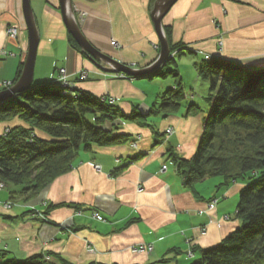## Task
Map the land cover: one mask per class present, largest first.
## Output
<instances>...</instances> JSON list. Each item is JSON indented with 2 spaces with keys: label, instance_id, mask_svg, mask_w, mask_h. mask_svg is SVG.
<instances>
[{
  "label": "crops",
  "instance_id": "0c3cea01",
  "mask_svg": "<svg viewBox=\"0 0 264 264\" xmlns=\"http://www.w3.org/2000/svg\"><path fill=\"white\" fill-rule=\"evenodd\" d=\"M70 1L82 33L102 52L136 68L148 67L159 57L154 0ZM31 5L40 35L33 84L50 82L52 72L66 68L73 88L111 98L126 115L136 106L147 112L172 86L167 78L151 77L160 86L150 92L152 85L144 77L104 75V68H112L109 64H96L71 44L60 0H31ZM163 19L172 29V40L194 50L188 53L194 56L196 71L208 55L264 68V0H178ZM12 25L19 27L17 37L9 35ZM28 49L23 0H0V51H5L0 52V90L5 81L15 79ZM82 71L88 72L87 79L81 78ZM195 104L201 108L189 111ZM209 108L210 103L202 106L192 94L179 112L157 115L150 124L148 119L121 116L116 120L118 132L129 134L130 140L80 151L69 172L34 196L23 194L20 185L0 189L1 200L22 202L10 209L0 207V249L20 260L42 254L60 264L63 259L72 264H190L191 247L198 255L202 247L222 242L242 223L237 216L242 180L221 186V176H209L187 186L170 156L173 151L193 157ZM18 125L25 122L0 120V137ZM170 126L175 132L154 146L155 129L164 134ZM136 156L140 157L133 159ZM119 167L122 171L115 174ZM140 184L142 191L137 189ZM215 198L218 204L208 209ZM30 204L50 221L30 210ZM95 210L104 222L92 215ZM137 243H152L154 248L134 253L131 246Z\"/></svg>",
  "mask_w": 264,
  "mask_h": 264
},
{
  "label": "trees",
  "instance_id": "16d2710c",
  "mask_svg": "<svg viewBox=\"0 0 264 264\" xmlns=\"http://www.w3.org/2000/svg\"><path fill=\"white\" fill-rule=\"evenodd\" d=\"M164 29L171 52L162 69L151 72L148 78L170 73L177 83L163 91L147 112L136 106L131 114L125 115L105 96L81 88H73L75 93L64 95V88L51 82L33 84L0 104V120L20 118L25 122L0 137V178L7 186L20 185L23 194L34 196L59 175L69 172L80 151L130 140L129 134L118 132L119 117L145 120L153 114L167 115L178 110L186 92L176 58L185 53V45L172 40L170 27ZM70 42L87 54L72 34ZM174 51L176 56H172ZM172 61L175 67L166 69ZM23 67L24 64L12 84L19 80ZM198 71L210 82L211 91L199 146L191 158L173 151L170 156L187 186L209 176H221V186L237 180L244 184L237 205L241 225L222 242L202 247L198 255L193 248L195 256L190 264H264V68H250L228 58L215 57L204 58ZM110 120L109 127L104 125ZM155 137L157 141L162 138L157 129ZM122 169L116 168L114 173ZM0 264L60 263L42 254L20 260L0 249ZM63 264L72 263L63 259Z\"/></svg>",
  "mask_w": 264,
  "mask_h": 264
},
{
  "label": "water",
  "instance_id": "95a60500",
  "mask_svg": "<svg viewBox=\"0 0 264 264\" xmlns=\"http://www.w3.org/2000/svg\"><path fill=\"white\" fill-rule=\"evenodd\" d=\"M176 1L178 0H157L155 2L152 16L161 40V54L150 66L136 68L130 64L123 63L120 60L118 61L110 54L104 53L99 48H96L86 35L82 33L80 24L77 22L72 10L71 1L60 0L64 22L67 24L69 32L76 39L82 50L87 53L96 64L101 65L103 62L107 64L109 63L114 67L116 72L121 71L137 78L149 77L151 72L159 70L164 62H166L165 60L168 58L171 50L165 34L163 17L170 11L172 5ZM23 7L29 33L28 55L24 62V67L19 80L15 84H11V86L0 90V104L6 102L18 92L29 89L33 86L40 35L34 19L31 0H23Z\"/></svg>",
  "mask_w": 264,
  "mask_h": 264
},
{
  "label": "rangeland",
  "instance_id": "374dc122",
  "mask_svg": "<svg viewBox=\"0 0 264 264\" xmlns=\"http://www.w3.org/2000/svg\"><path fill=\"white\" fill-rule=\"evenodd\" d=\"M116 41V40H115ZM117 42V41H116ZM113 44V43H112ZM118 45H119V42H118ZM118 45H116V46H118ZM161 45V44H160ZM169 47H170V45H169ZM188 49V50H187ZM183 50H185V53H182V55H180V56H178L177 58H176V61H177V63H178V71H180V74H181V78H182V82H183V87H184V92H186V97L185 98H187V96L189 95V96H191L192 94H195V97L198 99V101H199V103H201L202 104V106L203 105H205V107H206V105L208 106V104H209V102H208V96H209V94H210V92L211 91H209V89H210V82L207 80V79H204L202 76H201V74H200V72L199 71H196V69H195V65H194V56L193 55H190L188 52L190 51V52H193L194 50H190L186 45H185V48L183 49ZM174 52H176V51H174ZM161 54V53H160ZM170 55V54H169ZM160 56V55H159ZM206 59H211V58H213V57H211L210 55H208V56H206L205 57ZM157 60V59H156ZM166 61V60H165ZM104 64H107V63H105V62H103ZM153 63H154V61H153ZM165 63V62H164ZM109 64V63H108ZM107 64V65H108ZM130 65H132V66H134L133 64H131V63H129ZM128 64V65H129ZM110 65V64H109ZM101 66L102 67H104L103 66V64L101 63ZM112 68V71H110V69H107V68H104L105 69V71H104V74H106V73H109V76H111V77H115V78H129L130 79V77H133V76H131V75H129V74H126V73H124V72H121V71H119V72H116L115 70H114V67L112 66V65H110ZM175 67V63H174V61H172L171 63H169L167 66H166V69H172V68H174ZM155 79H159V80H162V79H165V78H167L166 79V81H170L171 83H172V86L171 87H167L166 89H164V91L165 90H167V89H169V88H173V87H175V85H176V78H175V76L174 75H172V74H166V75H162V76H160V75H158V74H155L154 76H153ZM143 80H148V81H150V82H148V83H151V85L152 86H148V88H147V90H149L150 92H154V91H157V86H160V83H156L155 81H153V79L151 78V79H149L148 77H146V78H142ZM151 80H152V82H151ZM109 100H111V98H109ZM185 100V99H184ZM179 110H180V108L178 109V110H176L177 112H179ZM194 111V112H196V111H198V110H195L194 109V106L192 107H190L189 108V111ZM175 111V112H176ZM126 115V114H125ZM158 115H163V114H158ZM165 115V114H164ZM168 115V114H167ZM157 115L156 114H153L151 117H149L148 118V124H150V122H155V117H156ZM141 120V119H140ZM104 125H106L107 127H109L110 125H111V120L110 121H107ZM171 128V129H170ZM175 132V127H173V126H170V127H168L167 129H166V131L164 132V134H162V138H165V134H173ZM167 137V136H166ZM162 138H160V141H155V144H154V146H156V145H158V144H160L161 143V141H163L162 140ZM135 142V145H136V141L134 140L133 141V143ZM167 165V164H166ZM166 165H164V166H166ZM163 167V166H162ZM161 167V168H162ZM161 172H165V171H162V169H161ZM13 184H11V186H12ZM138 191H142L143 189H144V187H143V185H139L138 186ZM1 190H6V191H8L7 190V188H5V189H1ZM14 200H16V199H14ZM16 202V204L14 205V206H19V205H21L22 204V202L21 201H19V200H16L15 201ZM93 215V214H92ZM106 220V218L104 217V221ZM101 221V220H100ZM103 221V222H104ZM137 244H140V243H137ZM141 244H145V243H141ZM148 244H152V243H148ZM147 244V245H148ZM153 245V244H152ZM133 246H135V245H133ZM133 246H131V250H132V252H134V253H137V252H143V251H137V252H135V251H133V249H132V247ZM153 248H154V245H153ZM153 250V249H152ZM151 250V251H152ZM145 251H147V250H145ZM149 251V250H148ZM147 251V252H148ZM189 255V257H190V259L191 258H194V256H195V252H194V250H193V247H191V250H189V253H188Z\"/></svg>",
  "mask_w": 264,
  "mask_h": 264
},
{
  "label": "built area",
  "instance_id": "2783aa9c",
  "mask_svg": "<svg viewBox=\"0 0 264 264\" xmlns=\"http://www.w3.org/2000/svg\"><path fill=\"white\" fill-rule=\"evenodd\" d=\"M8 32H9L10 36L17 37V35L19 34V27L16 26V25H12V26H10ZM111 42L115 46L118 45V42H116L114 39ZM0 52H5V51L1 50ZM176 55H177V51L172 53V56H176ZM104 75L109 76V73H106ZM80 76H81L82 79H87L89 77L88 72H86V71H82L80 73ZM50 77H51L50 82L52 84H59V85H61V87L64 88V91H63L64 95H67L73 89V83L68 78L69 76L67 74L66 68L56 69L54 72H52ZM11 84H12L11 82H8V81L6 82L5 81L2 85H3L4 88H6V87L11 86ZM111 101L113 102L114 100H111ZM133 144L135 145V142ZM95 167L97 169H100V165H98V164L95 165ZM166 169H167V165L162 167V171H166ZM6 187H7L6 182L3 179L0 178V189H5ZM219 200H220L219 198H215V199L211 200L209 205H208V209H214L216 207V205L218 204ZM15 201L16 200H14V199H9V200H1L0 199V207L5 208V209H10V208L14 207V205L16 204ZM28 208L30 210H32V211H35L37 214H39L43 218H45V220L50 221V219L47 217V215L42 213L38 209L37 206L30 204V205H28ZM78 214H82V212L80 211ZM92 214L98 220L104 221V217L102 216V214H100L99 211L95 210V211H93ZM132 249L135 252H137V251H145V250L151 251L153 249V245L152 244H148L147 245V244H141L140 243V244H137V245L133 246Z\"/></svg>",
  "mask_w": 264,
  "mask_h": 264
},
{
  "label": "bare ground",
  "instance_id": "6f19581e",
  "mask_svg": "<svg viewBox=\"0 0 264 264\" xmlns=\"http://www.w3.org/2000/svg\"><path fill=\"white\" fill-rule=\"evenodd\" d=\"M110 71H112V69H111ZM6 188H7V187H6Z\"/></svg>",
  "mask_w": 264,
  "mask_h": 264
}]
</instances>
